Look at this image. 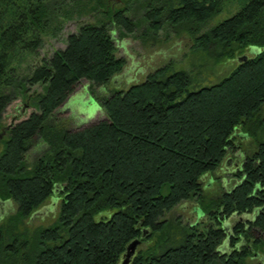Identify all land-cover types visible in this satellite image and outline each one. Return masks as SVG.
I'll return each mask as SVG.
<instances>
[{
    "label": "trees",
    "instance_id": "trees-1",
    "mask_svg": "<svg viewBox=\"0 0 264 264\" xmlns=\"http://www.w3.org/2000/svg\"><path fill=\"white\" fill-rule=\"evenodd\" d=\"M108 1L0 0V122L15 93L42 90L29 98L35 113L4 129L0 140V202L16 205L13 229L0 228V264H117L134 239L152 243L131 264H254L264 254V0H239L232 16L197 36L224 0H132L148 38L183 26L202 64L190 72L167 65L126 90L97 96L105 119L70 130L53 121L57 108L80 81L101 87L119 74L125 61L113 31L137 30L128 16L133 5L114 10ZM74 16L94 22L82 23L30 77L17 75L42 36ZM245 51L247 59L219 81L201 75ZM237 129L254 149L242 154L234 185L205 196L202 178L238 150ZM36 138L47 149L27 166ZM53 195L60 201L56 221L20 232L18 224ZM189 200L199 221L164 218Z\"/></svg>",
    "mask_w": 264,
    "mask_h": 264
},
{
    "label": "rangeland",
    "instance_id": "rangeland-1",
    "mask_svg": "<svg viewBox=\"0 0 264 264\" xmlns=\"http://www.w3.org/2000/svg\"><path fill=\"white\" fill-rule=\"evenodd\" d=\"M110 6L114 9L128 8L132 6V0H109ZM224 8L219 14L204 27H199L195 32V36L209 30L211 27L221 22V20L232 16L240 9L239 0H224ZM133 8V9H132ZM132 13L129 17L137 23V30L131 35L124 31L114 30L113 41L116 46L118 58H123L125 65L122 71L101 87H92L86 80L80 81L73 92L67 97V101L57 108L53 116L54 122H66L68 129L80 130L83 127L90 126L105 119L103 109L97 101V96L109 94L113 90H126L134 84L141 83L147 75L156 71V69L169 65L172 71L177 72L183 70L186 72L194 71L192 68L200 67L203 61V54L191 51L194 37L187 31L185 27H179L176 31L168 30L159 32L154 38H148L144 31L146 30L145 19L142 18V10L136 5L132 6ZM94 22L91 16L77 17L64 20L60 30L49 32L42 36V47L32 57L24 58L20 64L16 65V73L21 78L30 77L33 70L42 64L43 59H48L55 51L63 50L66 46V39L71 34H76L77 29L82 23ZM249 56L248 51L239 57ZM236 57L234 60H223L207 66L202 76L207 74L206 80L209 83L219 81L225 75L232 71L238 63ZM204 70V69H203ZM37 85L27 86L26 91L22 94L15 93L12 103L5 109L2 120L0 122V132L9 126H13L18 122L24 121L30 115L35 113L36 109L32 107L30 96L36 92H41ZM237 141L235 145L238 150L235 152L228 151L221 165L214 173L206 174L202 178L204 195L208 197H217L220 192L228 190L234 185L233 178L234 169L239 165L242 154H249L254 149L251 137L237 129ZM45 145L40 138H36L33 147L26 152L25 161L27 166H31L46 151ZM1 151V149H0ZM60 201L53 195L50 196L35 212V215L22 220L17 229L20 232L28 233L39 227H49L58 218V208ZM194 200L184 201L179 204L173 211L165 214L164 218L173 220L178 217L183 224H194L201 219L198 216ZM16 205L11 200H5L0 203V228L13 229L10 220L15 216ZM249 218L252 216L249 214ZM99 219V216L96 217ZM204 221L207 220L204 219ZM229 229V223L226 224ZM152 242L145 241L138 248V251L145 249ZM254 260V264L263 262V253H259Z\"/></svg>",
    "mask_w": 264,
    "mask_h": 264
},
{
    "label": "water",
    "instance_id": "water-1",
    "mask_svg": "<svg viewBox=\"0 0 264 264\" xmlns=\"http://www.w3.org/2000/svg\"><path fill=\"white\" fill-rule=\"evenodd\" d=\"M251 54L256 53V49L252 48L251 49ZM238 63H241L245 61L247 58L246 56L237 58ZM11 126L7 127L6 129L8 130ZM5 131H2L0 134V140L3 137ZM2 203V202H0ZM201 212L198 211V216H200ZM146 235V231H144L142 238ZM141 241L139 239H134L133 241L130 242V244L126 247L124 253H122L119 261L117 264H131V262L134 260V258L137 256L138 248L141 246Z\"/></svg>",
    "mask_w": 264,
    "mask_h": 264
}]
</instances>
